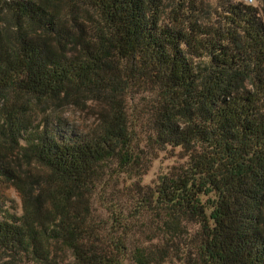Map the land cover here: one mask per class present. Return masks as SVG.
<instances>
[{
    "label": "trees",
    "instance_id": "16d2710c",
    "mask_svg": "<svg viewBox=\"0 0 264 264\" xmlns=\"http://www.w3.org/2000/svg\"><path fill=\"white\" fill-rule=\"evenodd\" d=\"M258 1L179 0L165 21V0H0V181L21 196L0 264H264ZM80 94L105 105L89 131L34 114ZM142 137L186 158L144 190ZM122 175L133 200L98 219L95 193Z\"/></svg>",
    "mask_w": 264,
    "mask_h": 264
},
{
    "label": "rangeland",
    "instance_id": "374dc122",
    "mask_svg": "<svg viewBox=\"0 0 264 264\" xmlns=\"http://www.w3.org/2000/svg\"><path fill=\"white\" fill-rule=\"evenodd\" d=\"M166 4L177 3L179 0H165ZM209 3H215V0H203ZM172 3L166 9L164 16L165 21L174 16V9H172ZM251 3L258 5V0H251ZM203 6V5H202ZM201 7V6H200ZM85 25L89 28L91 26V20L88 15H82ZM76 100V99H74ZM139 96H135L129 103V114L130 117L134 118L137 115H141V110L144 107L141 103ZM47 105V106H46ZM46 106V107H45ZM45 106H35V116L41 118L42 114H50L53 117H58L68 123L69 126L80 130L89 131L96 126L99 121L100 114L105 110V105L102 101L88 96L86 94H80L76 101L71 100H59V101H49ZM140 150L143 149L148 163V168L145 173L140 177L139 182L142 186V190L147 187H152L156 178L161 173L170 171L173 167L183 164L186 160L183 155V151L179 147L166 146L164 149H152L146 145L143 141V137L139 143ZM0 150L4 151L0 146ZM19 155H15V152L8 151L7 155L11 162L15 165H19L20 162H24L23 157L20 155V151H17ZM25 166H27L25 164ZM19 167V166H17ZM25 168V167H24ZM35 166H32L31 171L37 173ZM130 182L128 177L122 175L117 180L111 182V185L104 190H98L93 197L95 214L98 219H108L109 214L105 211V206L110 202L116 203L118 205H128L129 201L133 200L135 196L128 190L127 186ZM105 200V201H104ZM202 200L206 201V197L202 196ZM112 203V202H111ZM11 209L20 214L21 213V196L14 185L6 180L0 181V217L1 210ZM190 227H194L189 224ZM146 227V226H145ZM148 227V226H147ZM153 232V231H152Z\"/></svg>",
    "mask_w": 264,
    "mask_h": 264
},
{
    "label": "built area",
    "instance_id": "2783aa9c",
    "mask_svg": "<svg viewBox=\"0 0 264 264\" xmlns=\"http://www.w3.org/2000/svg\"><path fill=\"white\" fill-rule=\"evenodd\" d=\"M246 1L251 2V0H246Z\"/></svg>",
    "mask_w": 264,
    "mask_h": 264
}]
</instances>
